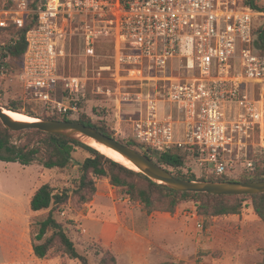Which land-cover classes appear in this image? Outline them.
<instances>
[{"label": "built area", "instance_id": "2783aa9c", "mask_svg": "<svg viewBox=\"0 0 264 264\" xmlns=\"http://www.w3.org/2000/svg\"><path fill=\"white\" fill-rule=\"evenodd\" d=\"M31 3L0 0V27H23L36 15L16 75L28 96L80 118L86 81L61 70L76 45L87 59L109 58L99 75L110 72L119 89L122 82L154 86L146 103L136 99L149 111L131 119L140 142L158 152L187 148L210 174L255 168L251 152H264V52L253 45L257 11L248 0ZM103 40L112 48L99 54ZM2 49L0 80L8 71Z\"/></svg>", "mask_w": 264, "mask_h": 264}, {"label": "rangeland", "instance_id": "374dc122", "mask_svg": "<svg viewBox=\"0 0 264 264\" xmlns=\"http://www.w3.org/2000/svg\"><path fill=\"white\" fill-rule=\"evenodd\" d=\"M254 25L256 28L264 25V12L257 11ZM11 39L9 33H2V47L12 44ZM104 48L105 52L100 54H106L110 49ZM5 56L8 71L6 77L0 80V104L4 108L15 105L22 110L19 114L27 115L25 112H31L34 114L31 116L33 118L61 117L62 115L52 113L44 103L24 92L16 76L20 69L12 70V65L9 67L11 55L7 50ZM110 62L104 55L87 59L75 45L72 54L61 63V70L66 75L81 76L86 81V94L81 99L85 112L80 118L86 115L95 123L105 121L116 139L135 141L139 145L135 147L147 152L149 146L140 142L133 134L131 119L137 118L141 111L144 114L149 112L146 108L140 110L136 99L141 94L138 101L146 103L150 92L155 95V88L151 84L142 85L139 82H127L124 86L122 82L119 89L118 84L110 77V72L105 71L99 75V67ZM118 99L121 100L120 107L116 104ZM26 137V134L21 135L22 139ZM251 153L256 161L253 170L239 168L225 175L231 179L250 176L264 152ZM88 156L90 152L77 147L72 154L71 164L64 169H48L39 163L4 164L3 185L5 189L9 186L10 207L25 215L21 221L24 220L31 236L33 225L44 219L49 209L32 212L30 198L42 184L49 182L57 190L69 189V201L56 207L54 216L63 223L77 250L87 256L91 264L99 263L100 256L96 251L100 247L113 251L118 264L262 263L264 221L255 212L251 199L244 201L240 214L205 217L198 212V202L186 200L178 205L174 214L156 211L147 215L141 204L132 202L122 188L112 185L107 177H96L97 191L94 198L82 204L74 196L73 189L78 183L80 166ZM153 159L157 160L155 157ZM177 171L195 174L198 178L218 176L205 172L196 155L192 154L186 165ZM1 172L2 164L0 176ZM54 257H59L61 264H82L80 260L71 259L57 251H51L47 258Z\"/></svg>", "mask_w": 264, "mask_h": 264}, {"label": "trees", "instance_id": "16d2710c", "mask_svg": "<svg viewBox=\"0 0 264 264\" xmlns=\"http://www.w3.org/2000/svg\"><path fill=\"white\" fill-rule=\"evenodd\" d=\"M40 0H32L31 7H36ZM249 5L255 11L264 12V0H248ZM36 22V15L26 19L23 27L10 24L8 27H0V35L9 33L12 36V44L6 46L11 55L9 67L12 70L22 68L23 58L27 48V33ZM104 46L112 48V42L103 40L98 44L97 52H105ZM253 45L259 52H264V25L253 28ZM2 45L0 41V53ZM1 66V65H0ZM8 110L21 113L22 110L13 105ZM25 114L34 116L31 112ZM61 115V114H57ZM65 121H78L95 127L99 131L115 138L108 129L105 121L93 122L90 117L83 115L78 119H70L64 115L46 116ZM26 134V139L21 135ZM16 136L18 137L16 139ZM121 141V140H120ZM131 146H139L135 141L124 142ZM149 146V145H148ZM77 147H82L90 152L80 166V175L77 185L73 189L74 196L84 204L90 202L97 191L96 177H107L109 182L124 190L134 203H140L147 215L153 212H167L174 214L182 201L195 200L199 203L198 212L205 217H216L223 215L240 214L244 201L251 199L255 212L264 221V193L245 195H216L211 193L182 192L165 187L146 176L141 171L127 167L121 162L100 152L98 149L80 141L57 134L43 132L38 129H25L14 131L4 126L0 120V160L6 162H19L23 165L39 163L48 169L67 168L72 161V154ZM148 155L156 158V162L167 168L173 175L179 178L209 181H259L264 180V153L256 169L251 175L239 179L228 178L225 174L217 177H197L195 174H184L177 170L182 169L191 156L187 148L177 146L164 151H153L148 147ZM253 156V155H252ZM70 199L69 189L57 190L51 183L42 184L33 194L30 200V209L33 212L48 210V215L33 225L32 232L33 250L36 256L47 258L51 251H57L71 259H78L82 264H91L88 257L81 254L63 223L54 216V210L67 203ZM36 229V231H35ZM96 254L100 256L98 264H118L116 254L110 249L100 247ZM261 264H264V258Z\"/></svg>", "mask_w": 264, "mask_h": 264}, {"label": "water", "instance_id": "95a60500", "mask_svg": "<svg viewBox=\"0 0 264 264\" xmlns=\"http://www.w3.org/2000/svg\"><path fill=\"white\" fill-rule=\"evenodd\" d=\"M0 120L14 131L38 129L43 132L62 135L92 146L95 141L112 148L129 160L139 171L153 181L182 192L211 193L216 195H245L264 193V180L259 181H209L179 178L151 158L147 152L125 144L93 126L78 122L52 118H37L34 121L15 119L5 112L0 104ZM93 147V146H92Z\"/></svg>", "mask_w": 264, "mask_h": 264}, {"label": "crops", "instance_id": "0c3cea01", "mask_svg": "<svg viewBox=\"0 0 264 264\" xmlns=\"http://www.w3.org/2000/svg\"><path fill=\"white\" fill-rule=\"evenodd\" d=\"M8 163L0 160V264H61L59 257L49 259L35 255L31 233L26 230L24 220L21 221L25 215H21L17 209H11L9 186L5 189L3 185V166ZM6 179L8 181L7 171Z\"/></svg>", "mask_w": 264, "mask_h": 264}, {"label": "bare ground", "instance_id": "6f19581e", "mask_svg": "<svg viewBox=\"0 0 264 264\" xmlns=\"http://www.w3.org/2000/svg\"><path fill=\"white\" fill-rule=\"evenodd\" d=\"M5 112L7 114H9L10 116H12L15 119H19V120H26V121H34L37 118H33L31 116H27V115H22L19 114L18 112H14L12 110H8L5 108ZM94 148L98 149L100 152L108 155L109 157L115 159L118 162L123 163L124 165H126L127 167H130L132 169H135L137 171H139V168L134 166L129 160H127L124 156H122L119 152H117L116 150L109 148L103 144L97 143L95 141H90L89 142Z\"/></svg>", "mask_w": 264, "mask_h": 264}]
</instances>
